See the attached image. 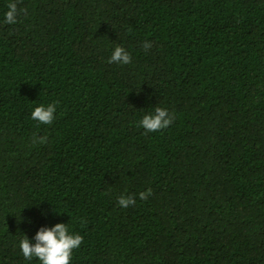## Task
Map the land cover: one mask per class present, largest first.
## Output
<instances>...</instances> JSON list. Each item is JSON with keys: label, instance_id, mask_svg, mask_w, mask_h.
<instances>
[{"label": "trees", "instance_id": "1", "mask_svg": "<svg viewBox=\"0 0 264 264\" xmlns=\"http://www.w3.org/2000/svg\"><path fill=\"white\" fill-rule=\"evenodd\" d=\"M9 2L0 264H39L18 241L58 222L70 264H264V0H17L5 24ZM156 106L173 123L146 132Z\"/></svg>", "mask_w": 264, "mask_h": 264}, {"label": "clouds", "instance_id": "2", "mask_svg": "<svg viewBox=\"0 0 264 264\" xmlns=\"http://www.w3.org/2000/svg\"><path fill=\"white\" fill-rule=\"evenodd\" d=\"M17 0H10L7 10L3 13V23L15 24L17 22ZM151 42H145L143 48L147 50ZM109 63L128 64L131 54L123 46L116 45L108 58ZM57 106L55 102L40 103L33 107L30 118L40 124L49 125L55 119ZM174 117L165 107L156 106L151 112L144 114L139 125L146 132H156L167 128L173 123ZM45 137H34V143H43ZM148 192H139L140 199H146ZM118 205L128 207L135 203L131 195H121L117 198ZM83 241V236L71 231L67 223H55L51 227H41L35 235L29 239L22 235L18 241V247L26 260L36 258L39 264H70L74 249H78Z\"/></svg>", "mask_w": 264, "mask_h": 264}]
</instances>
